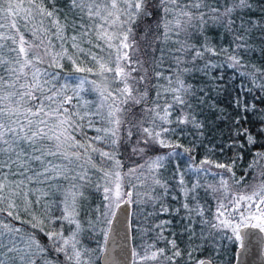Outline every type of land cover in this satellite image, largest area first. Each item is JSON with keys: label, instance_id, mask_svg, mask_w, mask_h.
<instances>
[{"label": "snow or ice", "instance_id": "snow-or-ice-1", "mask_svg": "<svg viewBox=\"0 0 264 264\" xmlns=\"http://www.w3.org/2000/svg\"><path fill=\"white\" fill-rule=\"evenodd\" d=\"M252 2L67 0V11L62 12L57 0H0V264H94L92 251L82 244V232L102 230L107 238L122 205L155 207L159 203L161 211H170L163 204L169 194L168 182L159 174L167 157L156 155L149 159L147 176L141 171L137 177L141 186L147 185L146 190L134 198L133 192L124 188V176L144 169L145 164L122 173L123 163L117 153L122 141L132 139L134 130L139 139L131 150L143 155L157 147L183 148L173 136L179 138L187 127L203 129L197 108L205 103L204 96L199 95L205 90L185 79L193 72L208 74L207 70L223 68L225 64L238 72L251 67V71L239 75L249 77L253 87H241L247 95L254 90L264 93V68L248 65L240 56L241 51L252 50L254 22L248 18ZM244 9L247 12L242 15ZM147 20L152 23L147 24ZM134 25L143 26L145 37L151 32L153 44L162 45L159 49L150 45L149 50L160 54L149 67L162 65L167 57L171 61L170 75L158 70L150 74L145 60L132 59L130 51H139ZM209 26L231 35V52L224 47L217 49L207 40L199 46L192 42L194 35L203 37ZM259 31L264 40V25ZM206 54L218 60L206 59ZM221 57L224 63L219 62ZM198 60L203 62V69L196 64ZM64 61L71 65L73 83L61 82L60 73L55 71L64 68ZM134 72L141 74L133 76ZM89 74L99 80H89ZM89 95L95 98L88 99ZM258 103L264 100L245 103L244 96L233 100L240 115L232 120V135L243 136L248 144L257 141L241 124V120L248 119L245 113L260 114V132L264 134V109ZM86 128L96 135L88 137ZM78 135L82 138L77 139ZM237 144L244 147L236 140L227 146ZM260 160H264V152L255 154L250 167ZM203 165L224 170V174L212 173L219 176L218 186L197 181L188 187L184 174L177 173L184 197L181 208L188 221L184 231L189 232L191 240L195 235L193 224L197 222L194 217H199L204 240L215 242L221 234L230 233L229 239L243 248L242 229L264 233V166L255 172L253 182L243 184L245 177H236L233 164L205 158L195 171L210 173L211 169ZM239 185L243 187L237 191L234 186ZM93 188L104 194L107 203L103 209H92L88 204ZM198 188L214 195L211 219L205 217ZM53 203L61 208L55 217L50 215ZM173 211L179 213L180 209ZM92 212L98 215L88 219ZM152 215L147 213L144 219ZM15 221L39 229L48 244ZM58 221L59 228L48 227ZM65 222L74 225L67 236ZM169 224L171 221L163 220L143 229L144 238L156 232L158 240L166 241L168 247H157V241L148 243L145 239L136 253L140 264H175L184 255L175 239L163 235ZM197 248L187 252L188 258L195 264H212L211 260L195 258Z\"/></svg>", "mask_w": 264, "mask_h": 264}, {"label": "trees", "instance_id": "trees-1", "mask_svg": "<svg viewBox=\"0 0 264 264\" xmlns=\"http://www.w3.org/2000/svg\"><path fill=\"white\" fill-rule=\"evenodd\" d=\"M250 2H252V0H250ZM57 3L62 12L67 11V7L65 6L67 0H57ZM245 12H247V9L242 10V15ZM248 18L254 22V26L252 28L253 38L250 41L252 50L247 53L241 51L240 56L243 58V62H247L248 65H255L256 67L264 68V51L261 50L262 48H264V40L261 39V34L259 31L261 25H264V0H254V2H252V11L248 14ZM146 23L151 24L152 21L147 20ZM133 27L135 32V39L137 41L136 46L139 48V51H130L132 59L135 60L142 58L143 60H145V67L148 68L150 74L158 70L164 72L165 75H170L171 73L169 70V66L171 64V61L167 57L165 58L162 65L157 66L154 64L152 67H149V64L153 62L154 57H158L160 54L159 51H156L154 53L153 51L149 50L150 45L156 49H159L162 45L158 43L153 44V34L151 32L147 34V37H145L143 26L137 28L134 25ZM131 38L132 37H130V39ZM203 40L209 41L217 49L224 47L228 48L230 52L232 51L231 35L226 33L219 27L209 26L205 30V35L203 37L194 35L192 38V42L197 46H199V44ZM169 47H171V45H169ZM206 59H211L213 61L218 60L217 57H209L207 54ZM219 62L224 63V59L222 57L219 58ZM63 63L64 68L55 69V71H58L60 73L61 80H69L70 74L73 73V70L71 68V65L67 61H64ZM196 64L201 69H203L202 61L198 60L196 61ZM89 66H92L91 62L89 63ZM243 71H251V67L239 69V72ZM207 72L208 74H205L204 71L193 72L190 76L186 75L185 77L187 82L196 86L197 89L203 88L205 90L204 93H199V95L204 96L205 103L197 108V119L204 124L203 129L197 130L192 127H187L185 128L184 133L179 136V138L173 136L172 139L176 143L183 145V148H176L177 151L184 152L185 155L193 161L194 166H198L199 164H201V161H203L205 158L217 163L233 164L232 171L235 173L236 177H243L244 175H246L243 184L251 183V177L249 176V174L251 175V170H249L250 165H252L254 156L257 152H264V134H261L260 132V114L256 112H248L245 113V115H247L248 117L247 121L245 122L244 120H241V124L249 129V131L255 136L257 141L255 144H248L243 136L235 137L232 135V120L233 118L240 115L239 110L233 106V100L237 97L244 96L245 103L259 102L264 100V93L258 90H254L251 95L245 94L243 88L241 87V84L253 87L251 79L249 77H241L236 69L229 68L226 64L223 68L209 69L207 70ZM140 74V72L132 73L133 76L137 77ZM220 76H223V79H220ZM88 79L99 80V77L89 74ZM159 82L163 83L164 81L161 79ZM87 98L93 99L94 96L89 95ZM213 105L215 107H213ZM258 106L261 109H264V103H258ZM224 116H226L227 119L222 118ZM200 131H203L202 136L199 135ZM233 140H236L239 143H243L244 147L241 148L238 146V144L233 145L232 147H228L227 145L230 144ZM184 149H189V151L185 152ZM126 155L127 152L122 149L120 157H122V159H126ZM173 161L174 160L169 159L164 163L165 166L161 175H163L164 180L166 181L170 174L174 176L173 180H176V173L182 168L181 162H177V164L173 166ZM202 167L210 168L212 173L224 174L223 169L215 168L212 165H203ZM189 175L187 176V181L189 179ZM217 179L219 180V178H211L209 179V181H207L203 178L200 184H213V181H217ZM229 183L231 184L232 181L230 180ZM234 187L237 189V191H239L242 189L243 185ZM199 190V200L203 202V204H207L208 199L206 200V197L201 192L203 189L199 188ZM212 199L215 200L214 195ZM213 200H210V202ZM55 207V205H52V210L50 213V215L53 217L57 216L52 212ZM14 223L19 227L27 229L29 232H35L36 234L40 233L39 229H32L30 225L21 224L20 221H15ZM58 223L59 221L54 225H48V227L59 228ZM131 233L133 235V245H136V230H133L132 232L130 230V239ZM39 235H36L37 238H39ZM163 235L166 237L169 236L168 233H163ZM216 240L217 249L213 252L215 253V255H213L214 257H211V251L209 253L206 250L202 252V255L206 254L207 257L205 258H209L212 264H231L233 249L224 246L225 243L223 242L224 240L222 239V237ZM198 255H200V253L197 254L195 258H203L202 255Z\"/></svg>", "mask_w": 264, "mask_h": 264}, {"label": "rangeland", "instance_id": "rangeland-1", "mask_svg": "<svg viewBox=\"0 0 264 264\" xmlns=\"http://www.w3.org/2000/svg\"><path fill=\"white\" fill-rule=\"evenodd\" d=\"M67 81L68 83H73V80L69 78V80H61V82ZM95 98V97H94ZM85 131L87 132L88 137L95 136L96 133L94 130L91 128H86ZM79 135L77 136V139H81ZM139 139V137L135 134L134 130V135L131 140H124L121 143V146L119 148V151L117 153L118 158L122 161L123 163V168L120 169L122 173H127L128 169L130 168H136L137 165L140 164H145V168L142 170H139L135 174H127L124 176V188L126 191H132L133 192V197L136 198V194L143 193L146 190L147 185L145 184L144 186H141V180L137 179V177L140 176V172L143 171L145 176H147V162L149 161L150 158L156 156V155H164L167 157L166 160H174L173 161V166L177 164V162L182 163V168L179 172H182L183 179L185 181V184L188 187H191L194 183L199 181L201 183V180L204 178V180L209 181L211 178H219V176H215L212 174V171L210 173H205L203 170L200 172L195 171V167L193 165V161L188 158L184 152L182 151H177V149H170V148H153L150 150H147L143 155L141 154H133L132 148L137 147L136 141ZM139 147H144L143 144L138 145ZM122 149L127 152V155L125 156L126 159H122L121 156V151ZM176 153H179V155H176ZM259 160V157L256 158ZM165 160V161H166ZM164 161V163H165ZM253 164V163H252ZM200 165V164H199ZM264 166V160H260V163L255 165V167H250L249 170H251V181L253 182V176L256 171H259L260 167ZM206 168V167H202ZM163 169L160 170V175L162 173ZM176 173V180L174 179V176L172 174L169 175L167 182L169 186V194L164 197L163 199V204L165 207H167L170 211L168 212H163L160 210V205L157 203L155 207H153L151 204L148 205H141V204H132L130 206V230L131 232L136 230V245H133V235L131 233V247H132V263L131 264H140L139 258L136 256V253L141 251L142 247L144 246L145 239H147L148 243H152L154 240L157 241L156 246L157 247H168L166 241L164 240H158L157 233L156 232H149L148 237L144 238L143 237V229L146 227H151L155 225L156 223H159L160 221L163 220H168L171 221V224L166 225L165 228L166 230L164 231V234L168 233V239H175L178 246L184 253V255L181 258H177L175 261V264H195L193 260H190L187 256V252L191 251L194 248H197L198 245H200V248H197V250L193 253L194 256L200 253L201 256L204 250L210 253L211 257H214L215 255L214 250L217 249V240L215 242H208L204 240L200 236V231L201 228L203 227L198 223L199 217H194L196 223L193 224V229L195 231V235L192 236L191 240L189 239V232L184 231L185 226L188 224V221L185 219V216L187 215L185 210L181 208L182 202H184V197L180 191V185H179V179L180 177ZM248 173V171H247ZM190 174V175H189ZM189 175V179L187 181V176ZM248 175V174H247ZM244 175L243 177H245ZM161 178L164 180L163 175H161ZM213 181V180H212ZM211 181V182H212ZM210 182V183H211ZM136 185V187H132V185ZM207 184V183H205ZM209 184V183H208ZM204 185V184H203ZM213 185L218 186V179L217 181H213ZM203 189V188H202ZM158 192L160 191L159 189L157 190ZM199 192V188L197 189ZM203 195L206 197V200L208 199V204H203V202L200 201L202 205L205 206V217L208 219L212 218V213L215 211V204L216 201L213 200V195L212 194H206L204 189L201 191ZM219 195V193H217ZM103 192L102 191H96L94 188L90 190L89 192V200L88 204L91 206L92 209L100 208L103 209L105 204L107 203L103 199ZM200 195V194H199ZM175 197V198H174ZM200 198V197H199ZM56 199V198H55ZM210 200H213L210 202ZM188 203H192L191 199L187 201ZM56 206L55 209H53V214L55 213L56 215H60L61 213V208L53 203V206ZM174 209H180L179 213L173 211ZM147 213H154V215L148 217L147 221L144 219V216ZM98 213L92 212L91 215L88 217V219H92L95 216H97ZM80 219L84 222L85 227L87 228V221L85 219V216L83 213H81ZM59 222V226H60ZM74 225H68L66 222L64 223V235H70V229H73ZM97 228L102 229V225H97ZM25 229V228H24ZM243 230V229H242ZM36 234V233H35ZM40 234V235H39ZM36 235H39V240L44 243L48 244V239L43 233H39ZM207 233H205L206 235ZM229 234H221L220 236L217 237V239H222L224 240L223 242L225 243L224 246L229 247L230 249H233V255H232V262L233 264L235 260V256L237 252L240 249V243L239 242H233L231 239H229ZM264 235V233H263ZM81 241L84 247L88 248L89 250L92 251V256H93V261L94 264H99L100 257L103 253L104 250V243H105V236L103 234V231H97L93 229H88L87 231H84L81 233ZM264 254V250H263ZM51 255V254H50ZM203 258H196V259H208L205 258L207 257L206 254L202 255ZM62 259V257H61ZM161 264H167L166 261H162Z\"/></svg>", "mask_w": 264, "mask_h": 264}, {"label": "water", "instance_id": "water-1", "mask_svg": "<svg viewBox=\"0 0 264 264\" xmlns=\"http://www.w3.org/2000/svg\"><path fill=\"white\" fill-rule=\"evenodd\" d=\"M130 206L122 205L116 211L112 231L104 243L99 264H131L132 247L130 239ZM244 247L240 246L234 264H264V235L259 229L242 230Z\"/></svg>", "mask_w": 264, "mask_h": 264}]
</instances>
